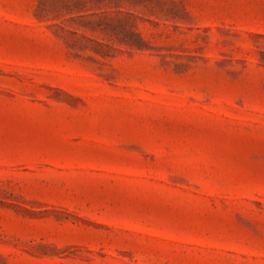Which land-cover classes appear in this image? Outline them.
<instances>
[{"label": "rangeland", "instance_id": "obj_1", "mask_svg": "<svg viewBox=\"0 0 264 264\" xmlns=\"http://www.w3.org/2000/svg\"><path fill=\"white\" fill-rule=\"evenodd\" d=\"M0 264H264V0H0Z\"/></svg>", "mask_w": 264, "mask_h": 264}]
</instances>
